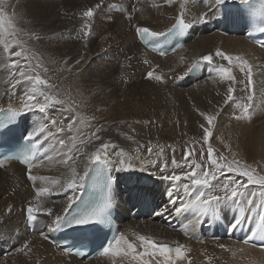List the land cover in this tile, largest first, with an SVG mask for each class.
Segmentation results:
<instances>
[{
  "label": "bare ground",
  "instance_id": "obj_1",
  "mask_svg": "<svg viewBox=\"0 0 264 264\" xmlns=\"http://www.w3.org/2000/svg\"><path fill=\"white\" fill-rule=\"evenodd\" d=\"M13 1L12 13L17 25L14 30L0 29V108H19L18 98L24 99L25 91L31 87L11 67L13 60H22L12 55L20 49V43L26 45L25 53L28 51V55L43 61L44 66L41 63L39 69L54 83L50 84L53 87L49 92L63 101L49 106L47 118L38 111L26 113L22 123L25 135L29 136L39 126L52 131L53 137L44 141L42 148L54 138L77 135V148L82 151L76 153L75 166L81 174L85 166L96 167L90 164V158L103 143L118 146L109 152L123 148L133 157L131 170L110 173L118 185L109 194L123 218L122 234L137 243L138 252L143 251V246L134 234L151 237L173 249L183 245L185 256L176 260V264H264V239L260 238L257 228L262 223L260 216L264 215L260 194L253 198L252 205L243 201L236 206L221 205L215 216L206 215L197 224L198 209L194 200L197 190L189 194L183 189V183L190 184V181L173 185L158 179V169L165 162L168 173H182L183 168H172L171 160L182 162L178 149L181 140L188 141V146L192 137L195 142L198 138L203 140L202 124L212 131L208 143L217 157L223 155L229 161L239 159L245 162L243 165L254 167L264 175V51L243 36L210 33L211 25L197 31L205 20L213 25L218 18V22L226 25L236 20L234 15L239 13L241 0H225L222 5L214 0ZM116 5L121 7V13L113 10ZM90 8L95 14L91 18L90 34L84 36L88 18L83 13ZM181 12L185 20L195 23V37L182 49L161 56L140 46L135 37L136 27L166 33L176 24ZM218 49L234 58H243L252 67L255 97L246 114L233 102L236 99L247 103V93L242 91L246 77L238 66H232L238 81L234 85V99L225 103L227 83L219 80L215 66L229 65L215 57ZM206 55L214 57V63L207 68L210 76L196 85L176 87L175 82L188 76L192 72L188 71L190 66ZM149 71L162 80L146 78ZM200 112L215 115L214 124L209 126ZM237 115L242 118L237 120ZM53 118L63 125L75 118L73 133L56 132L50 123ZM97 127L101 128L96 133L101 139L92 136ZM184 135L188 137L183 138ZM208 143L205 144L208 146ZM143 156L149 157L146 168H141ZM62 159L58 145L55 149L49 148L47 153L40 151L31 174L65 181L70 168L60 162ZM152 161H156L155 166ZM3 165L0 167V264H139L131 255L78 261L45 240V235L55 228L56 216L63 215L69 198L79 201L88 178L74 191L41 197L44 208H51L52 214H34L35 228L30 232L26 208L29 204L35 206L36 190L45 184L39 179L35 183L30 181L27 168L18 162ZM145 201L151 202L154 214L139 219L143 214L137 207ZM185 204L187 208L182 207ZM177 208L181 211L177 212ZM236 219L241 224L232 230ZM252 231H257V237L243 243ZM40 232L46 234L39 235ZM26 242L29 247L20 252ZM222 244L226 247L221 248Z\"/></svg>",
  "mask_w": 264,
  "mask_h": 264
},
{
  "label": "snow or ice",
  "instance_id": "obj_2",
  "mask_svg": "<svg viewBox=\"0 0 264 264\" xmlns=\"http://www.w3.org/2000/svg\"><path fill=\"white\" fill-rule=\"evenodd\" d=\"M171 3V0H167ZM215 3L222 5L225 0H214ZM241 3L248 4L249 0H241ZM183 7V5L181 6ZM93 9H88L83 13L85 18H88L85 23L84 36L90 34V22L91 18L94 16ZM203 18V17H201ZM4 18L3 14L0 13V29H3ZM191 27V22H186L184 18V13L181 12L176 24L173 28L169 29L168 33L152 31L148 27H136L135 32L139 38L143 40L156 39L159 37H167L169 33L172 37L182 36L187 29ZM259 31L264 32V27H261ZM261 47H264V42H261ZM8 45H4V49L7 50ZM156 50V49H153ZM161 56L166 55L163 50L159 51ZM12 55L19 57L24 61H28L27 68L21 64L20 60H13L11 62V67L18 71L19 77L23 78L28 82L31 87L30 90H26L24 93V99L20 100L19 108L13 109L9 108L8 111L10 115L8 120H15L20 115L26 114L28 112L38 111L44 114V117H48L49 106L60 105L63 103L61 99H58L55 95L50 94L49 89L53 86L49 84L47 79L42 78L36 69L41 66L39 64L33 67L28 60V57L24 55V49L21 47L19 50L15 51ZM215 57L219 58L220 61H226L229 67H225L223 64L215 66V71L219 76L221 82H226V93H225V103L231 102L234 99V93L236 88L234 85L238 82L236 76L233 74L232 66H238L240 72L246 77V82L242 91L247 93L246 100L247 103L242 105V113H248L251 103L255 97L254 82H253V72L252 67L248 65V62L243 60L241 57H233L226 54L219 49L215 53ZM237 61V65H233V61ZM148 63L147 60L144 61ZM202 62H206L209 65L214 63V57L212 55H206L202 57ZM197 64H192L188 69L191 72L193 69L197 68ZM46 71V69H45ZM35 72V74H29ZM146 78L155 79L157 81L162 80L161 76L153 77V72H147ZM15 87V85H13ZM219 95V93H217ZM42 99H39V98ZM4 110L0 108V112ZM71 111V110H69ZM200 115L207 121L208 125L211 126L216 121L217 117L215 115L207 114L205 112H200ZM237 120L241 119V115L235 117ZM75 118H72L66 125H63L61 121L57 119H51L50 123L55 126V131L59 133L65 132L73 133L75 124ZM203 128V140L208 143L212 137V131L210 127ZM78 132V129L75 130ZM101 131L100 127L95 128L92 136L95 139H101L96 133ZM43 134V135H42ZM52 131H46L45 127L39 126L34 128L30 135L26 138L29 142V148L22 154V162L27 166V178L36 182L38 179L44 182L45 186L38 188L35 193V198L37 203L35 206L29 204L26 208L27 219L33 221L36 219V215L41 212H47L52 214L51 208H44L41 197H48L51 195L60 194L67 192L69 190H76L77 187L84 182L90 171H95L96 176L94 177V182L99 180L103 175L106 179L105 189L106 194L100 197L98 200L89 201H76L74 198H69L68 204L64 209L63 215H57L55 218V230H63L65 226H77V225H88L97 224L105 220L106 215L111 207V197L109 194L108 186L113 182L114 178L110 174L112 171H125L131 170L134 166L131 163L133 157L126 152L123 148H119L116 151L109 152L108 150L117 149L118 146L115 144L103 143L100 148L92 155L90 158V164H96V168L92 169L90 166H85L83 173H79L75 166L76 153L81 152L82 149L77 148V135H68L66 138L61 136L59 138H54L52 142L48 144L47 147H41L44 141H48L50 137H53ZM42 137L41 139H37ZM92 137H89L91 139ZM131 139V137H129ZM81 142L83 140L81 139ZM59 146L61 149V154L64 157L60 162L70 168V173L65 181L61 179H50L48 177H37L31 174L32 167L36 166L34 159L38 152L43 151L48 152L49 148L55 149ZM75 149V152L73 151ZM138 151V149H137ZM151 147L148 148L149 154H151ZM208 160L205 162L208 167H202L201 163H198L195 159L189 161V152L184 155L183 163H178L175 158L171 160V166L173 169L183 168L181 174L168 173V163L165 162L163 167L159 168L158 171L160 175L158 179L163 181H170L173 185H179L181 181H190V184L183 183V189L185 192L191 194V191L197 190V194L194 198L196 207L198 209V215L196 217L195 223L199 224L202 219L211 214L215 216L221 205H231L236 206L243 201L248 205L253 204V198L256 196V191L249 189L250 185H257L261 189L260 196L262 201H264V175H260L255 169L249 168L247 166L241 165L238 161H229L225 156L217 155L211 144L208 143L207 147ZM203 156V152L201 153ZM136 158H139L138 156ZM51 159V157H49ZM72 162L71 164L69 162ZM153 166H155L156 161H152ZM3 163H0V167H3ZM145 170V169H141ZM231 174V175H227ZM153 176L156 175L155 172L152 173ZM220 177L225 179L218 185H214L212 181L218 180ZM236 177H240L237 179ZM218 189L222 194H214L212 189ZM77 205V207H73ZM242 206V205H241ZM187 208L188 205L182 206ZM262 210H264V203H262ZM177 212L181 211V208L176 209ZM11 211V209H9ZM162 214V213H156ZM261 224L257 225L260 229V238L264 239V215L260 216ZM241 224V220L236 219L231 225V229L235 230ZM187 227V225L185 226ZM136 241L143 246V251H137V243L130 242L128 237L123 234L118 235L113 241H110L106 247L103 248V255H108L109 253L115 256H132V259L138 260L139 264H176V260L183 259L185 253L183 251L184 246L179 245L175 249L170 248L166 244H159L157 241L153 240L151 237L145 235L134 234ZM257 237V231H252L247 239L243 243H248ZM47 238V237H45ZM29 247L28 243H24L19 249L20 252H24L25 249ZM221 248H225V245H220ZM173 252L175 256H173ZM149 257L151 259H145ZM160 257L162 259H157Z\"/></svg>",
  "mask_w": 264,
  "mask_h": 264
},
{
  "label": "rangeland",
  "instance_id": "obj_3",
  "mask_svg": "<svg viewBox=\"0 0 264 264\" xmlns=\"http://www.w3.org/2000/svg\"><path fill=\"white\" fill-rule=\"evenodd\" d=\"M9 1V2H8ZM0 0V13H2L3 14V18H4V25H3V29L2 30H8V29H12V30H14V26H16L17 25V20H16V18H15V15L12 13L13 12V10H12V6H13V4H14V1L12 2V0ZM7 2V3H6ZM5 3V4H4ZM10 3V4H9ZM1 4H3V5H1ZM7 6V7H6ZM9 7V8H8ZM8 9V10H7ZM6 10V11H5ZM210 10V9H209ZM8 11V12H7ZM9 14H10V16H9ZM5 15V16H4ZM14 16V17H13ZM14 18V19H13ZM11 21V22H10ZM8 23H10V25L8 24ZM8 26V27H7ZM8 28V29H7ZM19 35V38H21V34H18ZM16 43H18V41L16 42ZM21 47H23V49H27V47H26V45L25 44H21L20 43V48ZM25 50H24V55L26 56V57H28L29 58V60H31L30 61V63H31V65L33 66V67H35V65H37V64H39L40 66H42V64L41 63H43V61L39 58V57H37V56H30V55H28V51H27V53H25ZM38 60H37V59ZM21 62H22V64L25 66V68H27V63H28V61H25L24 62V60H21ZM27 62V63H26ZM37 62V63H36ZM43 66H44V63H43ZM42 68V67H41ZM41 69H36V71H38L39 72V74L42 76V78H44V79H47L48 77L47 76H45V75H43V72L42 71H40ZM48 80V82H49V84H54L53 82H52V80L50 79V78H48L47 79ZM51 82H50V81ZM123 87H125V86H123ZM185 137H188V135H184L183 136V138H185ZM187 142L188 141H184V140H181L180 142H179V145H178V149H179V151L181 152V154H180V157L182 158V162L181 163H183V159H184V155H185V153L186 152H189L190 153V155H189V161H191L192 159H195L198 163H201L202 164V167H208V165L205 163L207 160H208V154H207V148L206 147H208L205 143H204V141L201 139V138H198L197 139V142H195V140H194V138L192 137V140L190 141V145L188 146V144H187ZM194 145V146H193ZM204 149V150H203ZM203 152V156L201 155V153ZM241 165H243L245 162H243V161H241L240 162V160L238 159L237 160ZM243 166H245V165H243ZM247 167H249V168H252V169H254V167H251V166H247ZM256 172L258 173V174H260V172L259 171H257L256 170ZM228 175V174H227ZM231 175V174H230ZM261 175V174H260ZM237 179H240V177H236ZM225 178L224 177H220L218 180H214V181H212V183L214 184V185H218V184H220L223 180H224ZM249 188H253L255 191H256V194H260V192H261V189L259 188V186H257V185H250L249 186ZM213 190V192H215V193H218L219 192V190L218 189H212Z\"/></svg>",
  "mask_w": 264,
  "mask_h": 264
},
{
  "label": "water",
  "instance_id": "obj_4",
  "mask_svg": "<svg viewBox=\"0 0 264 264\" xmlns=\"http://www.w3.org/2000/svg\"><path fill=\"white\" fill-rule=\"evenodd\" d=\"M144 157V161L141 162V168H146L147 167V160H148V157L147 156H143Z\"/></svg>",
  "mask_w": 264,
  "mask_h": 264
}]
</instances>
